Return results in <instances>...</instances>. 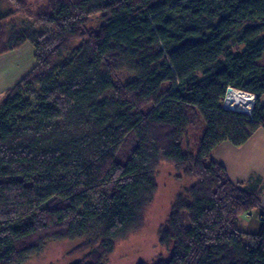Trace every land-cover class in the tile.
<instances>
[{"label": "trees", "instance_id": "trees-1", "mask_svg": "<svg viewBox=\"0 0 264 264\" xmlns=\"http://www.w3.org/2000/svg\"><path fill=\"white\" fill-rule=\"evenodd\" d=\"M27 43L0 107V264L63 240L86 251L73 264H106L162 163L195 182L159 227L165 255L137 264H264V179L214 159L264 129V0H0V56ZM228 87L256 96L251 114L224 109Z\"/></svg>", "mask_w": 264, "mask_h": 264}, {"label": "rangeland", "instance_id": "rangeland-1", "mask_svg": "<svg viewBox=\"0 0 264 264\" xmlns=\"http://www.w3.org/2000/svg\"><path fill=\"white\" fill-rule=\"evenodd\" d=\"M23 1L28 6L41 2V0ZM38 6H33L32 11L36 10ZM34 63V48L28 43L23 45L18 51L0 56V107L1 102L6 98L5 92L7 89L18 82L31 69ZM197 134L194 131L191 140ZM201 136L202 132L195 138L197 140L196 144H199ZM197 148L198 145L195 146L194 151ZM178 175L173 165L162 163L157 173L158 191L155 194V199L151 206L147 208L144 225L139 231L132 233L128 238L117 243L115 250L109 255L106 264H137L143 261L150 263L154 258L165 255V252L158 243L159 227L165 221L164 219L169 213L177 193L183 190L184 187L195 182V179H190L180 174ZM252 213L255 216L254 218ZM252 213L248 216H241L237 226L241 231L242 229L250 233L254 231L255 225L253 226V221L255 222V219L259 218L258 213H260V210L256 209ZM80 243L79 240L53 241L47 244L39 255L30 258V261L26 264H73L75 261L84 258L86 254L84 250L77 251Z\"/></svg>", "mask_w": 264, "mask_h": 264}, {"label": "crops", "instance_id": "crops-1", "mask_svg": "<svg viewBox=\"0 0 264 264\" xmlns=\"http://www.w3.org/2000/svg\"><path fill=\"white\" fill-rule=\"evenodd\" d=\"M264 104V96H262ZM214 159L222 163L234 182L248 181L253 176L264 178V129L260 128L244 146L235 148L230 143H223L216 148ZM264 204V195H263ZM264 208V206H263ZM253 218L255 217L252 214ZM251 216V217H252ZM255 225V226H254ZM254 230L258 220L253 221Z\"/></svg>", "mask_w": 264, "mask_h": 264}, {"label": "bare ground", "instance_id": "bare-ground-1", "mask_svg": "<svg viewBox=\"0 0 264 264\" xmlns=\"http://www.w3.org/2000/svg\"><path fill=\"white\" fill-rule=\"evenodd\" d=\"M229 97L231 100V104H229V107L231 110L234 111H240L243 113H250L253 109V102L254 97L250 93H242V92H230Z\"/></svg>", "mask_w": 264, "mask_h": 264}, {"label": "water", "instance_id": "water-1", "mask_svg": "<svg viewBox=\"0 0 264 264\" xmlns=\"http://www.w3.org/2000/svg\"><path fill=\"white\" fill-rule=\"evenodd\" d=\"M236 91H238V92H242V93H245V92H243V91H240V90H238V89H235V88H233V87H228L227 88V90H226V96H225V99H224V102H223V105H224V109H227V110H229V111H232V112H239V113H242V114H246V113H243V112H240V111H234V110H231V108L229 107V104H231V100H230V97H229V93L230 92H236ZM248 93V92H247ZM251 94V93H250ZM252 96L254 97V102H253V108H254V106H255V101H256V96L254 95V94H252ZM252 108V109H253ZM252 112V111H251ZM251 112L250 113H248V114H251ZM248 114H246V115H248Z\"/></svg>", "mask_w": 264, "mask_h": 264}]
</instances>
